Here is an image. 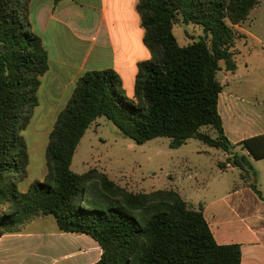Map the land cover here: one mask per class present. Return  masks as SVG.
I'll return each mask as SVG.
<instances>
[{"label": "trees", "instance_id": "1", "mask_svg": "<svg viewBox=\"0 0 264 264\" xmlns=\"http://www.w3.org/2000/svg\"><path fill=\"white\" fill-rule=\"evenodd\" d=\"M31 1L0 0V237L53 216L62 232L99 244L95 264H241L242 246L219 244L203 206L195 208L177 190L133 192L96 168L79 174L72 164L87 131L107 118L139 145L169 138L170 148L179 149L199 140L228 155L219 162L222 170L238 168L242 180L256 177L251 158L264 159V134L238 144L229 140L218 74L222 63L227 72L237 71L236 26L260 0H138L151 59L138 65L134 101L112 69L80 76L50 133L48 172L25 189L30 153L23 133L49 70L29 19ZM179 23L200 26L204 36L181 46L174 34ZM237 146L248 154L235 152ZM249 188L264 202L256 183Z\"/></svg>", "mask_w": 264, "mask_h": 264}, {"label": "rangeland", "instance_id": "2", "mask_svg": "<svg viewBox=\"0 0 264 264\" xmlns=\"http://www.w3.org/2000/svg\"><path fill=\"white\" fill-rule=\"evenodd\" d=\"M236 31L238 70L233 76L222 63L223 70L218 78L224 85L223 95L254 104L260 112L261 107L264 110V0H260L245 23L236 26ZM174 34L181 46H187L204 36V31L194 24L179 23ZM40 98L42 103L23 133L30 153L25 189L31 183L43 180L48 172L46 148L58 117L55 109L44 101L42 92ZM236 148L235 152L243 153L242 148L240 151ZM227 157L223 151L196 139H191L182 149H171L169 138H157L139 145L125 137L110 120L100 118L81 141L72 170L83 174L96 168L133 192L177 190L195 208L203 206L216 239L222 233L244 242L250 239L245 230L246 219L235 216L227 209L231 203L228 204L225 197L237 189L249 187L251 183H256L264 193V160H253L257 176L251 175L250 180H242L238 168L224 171L219 167V162H225ZM249 189L251 194L247 191L243 197L234 196L229 201L236 204L253 198L252 195L259 199ZM21 229L25 230V242L21 243L22 250L19 252L22 259L5 262L3 253L9 244H13L12 240H6L0 251V264H90L92 257L97 255L92 238L60 232L53 216H40ZM246 254L254 255V251L246 248Z\"/></svg>", "mask_w": 264, "mask_h": 264}, {"label": "crops", "instance_id": "3", "mask_svg": "<svg viewBox=\"0 0 264 264\" xmlns=\"http://www.w3.org/2000/svg\"><path fill=\"white\" fill-rule=\"evenodd\" d=\"M137 3L138 0H62L60 2L32 0L30 2L29 19L32 30L41 37L49 59V70L41 79L40 105L42 92L44 101L55 109L58 116L72 96L80 76L89 71L108 69L116 71L121 76L127 96L134 99L138 65L151 59V52L144 44V29L137 12ZM235 73H232L233 76ZM254 107V104L239 102L221 93L219 112L226 135L228 134L227 137L233 144L264 134L263 107L260 108V112ZM251 113V117L254 118L250 117ZM97 123L98 121L94 124ZM241 148L237 147L236 150L240 151ZM243 153L248 154L245 151ZM253 160L255 159L251 158V161ZM230 169L233 167L227 168ZM247 191L251 194L249 187H244L243 190L237 189L228 194L225 200L228 204L231 203L227 208L231 213L237 217H245V230L250 239L243 242L242 239L238 240L233 236L219 233L216 240L223 245L240 244L243 254L241 264H264V202L256 199L254 195H252L254 199L247 198L236 204L229 201L234 196L243 197ZM206 220L208 221L207 218ZM208 223L212 229L211 222ZM24 231L22 229L0 237V251L6 240H12L16 246L8 245L9 248L3 253L5 262H18L22 259L23 256L19 252L22 250L21 243L25 242ZM93 244L97 255L92 257L90 264L98 262L102 254L99 244L97 242ZM246 248L253 250L254 255L246 254Z\"/></svg>", "mask_w": 264, "mask_h": 264}]
</instances>
